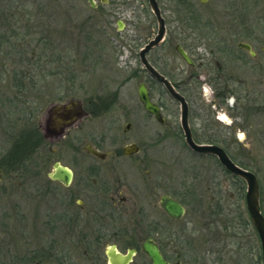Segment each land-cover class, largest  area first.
<instances>
[{"label": "rangeland", "instance_id": "obj_1", "mask_svg": "<svg viewBox=\"0 0 264 264\" xmlns=\"http://www.w3.org/2000/svg\"><path fill=\"white\" fill-rule=\"evenodd\" d=\"M164 3L169 16L165 26L167 35L149 58L155 62L159 57L167 59L168 66L164 68L168 70L180 65L175 52L177 44L205 56L209 50H218L221 46L240 50L238 43L253 39L256 50L264 48V0H210L211 12L205 14L210 20L208 24L219 27L217 37L205 27L197 33L185 29L176 16L178 13L170 12L176 8L174 0H164ZM149 6L148 0H111L110 12L105 11L103 18L101 13L91 10L86 0H0V262L7 256L26 254L34 248L33 228L38 222L35 219L37 189L32 176L40 174L33 166L40 153L34 151L35 138L30 133L34 131L19 124L24 114L16 106L22 100L18 96L27 95L28 100L43 96L47 100L49 96L68 99L94 94L119 95L126 101L138 96V85L145 83L152 96L161 97L164 103L179 111L161 85L151 84L140 63L139 51L153 39L158 26ZM236 15L248 16L246 32L236 28ZM119 22L123 26L121 30ZM215 27L211 28L215 30ZM228 30L232 31L231 39L224 34ZM223 41L227 43L221 44ZM185 88L187 98L196 101L197 113L203 118L196 123L210 120L214 113V88L207 85ZM256 120L261 122L264 115ZM214 123L218 130H227L226 124ZM149 124L139 134L133 133L142 143L163 144L154 151L169 166L168 193L185 199V193L189 192L192 201L199 196L198 204L191 199L187 201L185 219L171 226L180 238L179 242L176 237L172 249L182 263L264 264L259 237L249 224L244 198L247 187L224 181L225 176L215 167L214 160L189 151L177 125L160 128L155 123ZM260 132L264 133V126ZM24 135L27 142L21 141ZM255 136L250 137L252 147L240 152L248 157L249 167L257 173L264 214V142L257 140L258 134ZM50 148L45 146L44 157L51 155ZM53 158L68 163L64 149ZM215 168L217 178L212 180L211 171ZM50 169L46 166L41 174ZM212 209L223 213L215 215V223L210 222ZM186 232H189L187 236Z\"/></svg>", "mask_w": 264, "mask_h": 264}, {"label": "flooded vegetation", "instance_id": "obj_2", "mask_svg": "<svg viewBox=\"0 0 264 264\" xmlns=\"http://www.w3.org/2000/svg\"><path fill=\"white\" fill-rule=\"evenodd\" d=\"M86 2L91 10L101 13L103 18L106 16L105 11L110 12L108 7L111 0H94V7L88 0ZM157 2L166 25L169 16L164 0ZM209 2L174 0L176 8L170 12L178 13L176 16L180 17L185 29L197 33L204 31L202 27H205V30H212V36L217 37L219 27L217 29L213 23L208 24L210 20L205 14L211 12L208 9ZM234 19L238 31L246 32L249 27L248 16L236 15ZM211 27H215V30ZM231 33L230 30L224 32L228 39H231ZM253 41L238 43L240 50L237 51L221 46L218 50H209L206 56L198 50H184L192 64L185 62L175 50L180 65L172 70L164 68L168 66L167 59L159 57L155 62L149 58L155 50L148 53L147 59L185 98L191 139L198 145L218 146L237 167L257 177V173L248 165V157L240 152L241 149L252 147L250 137L257 134V140L264 142V133L260 132L264 120H256L264 115V48L256 50V41ZM241 43L249 44L255 56L240 48ZM144 70L151 84L161 85L165 89L153 74ZM141 84L148 90L151 101L159 107L161 119L145 109L139 95L129 97L126 101L124 96L119 95L94 94L68 99L49 96L47 100L39 96L30 98L32 101L28 100L27 95L18 96L22 100L16 106L24 114L19 124L24 129L27 127L34 131L30 132L35 138L34 151L40 153L39 159H35L32 164L40 172L32 176L35 180L34 188L37 189L38 213L35 219L38 222L36 228H33L35 238L31 244L34 248L26 254L7 256L1 264H152L150 257L143 251V245L148 241L157 245L165 261H180L183 264L172 249L179 234L171 226L185 219L189 208L187 201L191 195L187 192L183 199L168 193L169 166L154 151L155 147H163V144L142 143L133 133L136 131L139 134L149 123H155L160 128H176L177 125L179 136L189 151L196 156L214 160L215 167L218 166L225 176L224 181L246 186L242 178L221 165L217 156L198 154L189 148L181 125L179 102L172 98L178 105L177 111L164 103L161 97L152 96L145 83ZM201 85L212 86L215 95L213 116L210 120L204 119L203 124L199 125L197 120L202 122L203 118L197 113L196 101L187 98L185 87ZM73 101L78 103L71 108L79 112L77 115L68 118L66 122L50 117L53 107ZM224 111L228 112L223 114ZM214 121L226 124L227 130H218ZM62 123L64 126L60 128ZM158 135L163 136L161 132ZM21 137L23 142H27V135ZM244 137L249 140L248 143H243ZM45 146H51V155L44 157ZM63 149L66 151L67 165L63 160L53 158ZM57 165L69 172L68 176L53 178L52 175L58 173ZM46 166H50V171L41 174ZM216 172V168L211 171L212 180H216ZM1 173L0 170V183ZM164 197H170L183 206L185 213L180 219L171 217L163 208ZM198 198H195L196 201L191 199L192 203L198 204ZM209 211L210 222L213 220V223L217 219L215 215H223L217 209ZM251 227L254 229L252 224ZM187 233L184 234L187 236ZM177 239L180 242V238ZM130 252L132 255L127 263L118 261L128 257Z\"/></svg>", "mask_w": 264, "mask_h": 264}, {"label": "water", "instance_id": "obj_3", "mask_svg": "<svg viewBox=\"0 0 264 264\" xmlns=\"http://www.w3.org/2000/svg\"><path fill=\"white\" fill-rule=\"evenodd\" d=\"M92 7L95 6L94 0H88ZM149 1V7H151L152 12L154 14V17L157 20L158 23V30L156 36L153 37V39L144 46V48L140 51V60L141 64L148 72L153 74L156 79L162 83L167 89V92L171 95V97L180 103L181 105V125L182 129L185 132L186 136V142L189 145V148L195 151L198 154H206V155H215L218 157L219 161L221 162V165L224 166L227 170L231 171L235 175H238L239 178H242L244 182L246 183L247 190H246V208L248 210L251 223L256 230L259 240L261 243L262 249V258L264 261V215L261 210V204H260V185L256 175L250 171H246L243 169H240L237 167L228 157V155L223 151L221 148H218V146L213 145H198L196 144L192 138L191 130L188 125V106L185 98L181 94H179L175 88L171 85L169 81H167L163 76H161L149 63L147 59V55L151 50L156 49V47H159L164 41H165V35H166V25L165 20L161 14L159 5L157 0H148ZM202 2H206L207 0H201ZM123 28L122 23L119 22V29L121 30ZM177 52L183 57L185 62L187 61L189 64H192V60L189 58L188 54L184 51L183 47L181 45L175 46ZM239 47L245 50H248L252 56H255V53L252 51V48L249 44L241 43L239 44ZM138 95L140 97L139 100L143 103L145 109L151 113L154 114L158 119H161V116L159 114V107H157L150 99L149 92L146 89L144 84H140L138 86ZM78 105L76 101H73L71 103H68L67 105H57L53 107L50 117L52 119L59 118L61 121H67L68 118L77 115L79 112L73 111L71 108ZM77 112V113H76ZM64 126V123L60 124V128ZM58 169V173L55 175H52L55 179H61L63 175L69 174V172L62 169L60 166H56ZM162 206L166 210V212L175 219H180L185 211L181 204L176 202L175 200L171 199L170 197H164L162 200ZM143 251L145 254H147L152 264H181L180 261L175 263H169L165 261L160 254V251L156 244H154L152 241H148L144 243L143 245ZM132 255V252H130L128 257H122L118 261L121 263H127Z\"/></svg>", "mask_w": 264, "mask_h": 264}, {"label": "trees", "instance_id": "obj_4", "mask_svg": "<svg viewBox=\"0 0 264 264\" xmlns=\"http://www.w3.org/2000/svg\"><path fill=\"white\" fill-rule=\"evenodd\" d=\"M21 141H22V139H21ZM21 141H19V143H20ZM249 224H250V223H249Z\"/></svg>", "mask_w": 264, "mask_h": 264}]
</instances>
